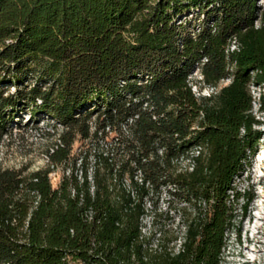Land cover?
<instances>
[{"label":"trees","instance_id":"obj_1","mask_svg":"<svg viewBox=\"0 0 264 264\" xmlns=\"http://www.w3.org/2000/svg\"><path fill=\"white\" fill-rule=\"evenodd\" d=\"M258 1L0 0V142L19 107L63 125L46 166L0 165V264L221 263L234 181L261 137ZM197 83L212 92L197 95ZM79 135L88 149L72 161ZM162 185L191 212L181 236L155 242L145 199Z\"/></svg>","mask_w":264,"mask_h":264},{"label":"rangeland","instance_id":"obj_2","mask_svg":"<svg viewBox=\"0 0 264 264\" xmlns=\"http://www.w3.org/2000/svg\"><path fill=\"white\" fill-rule=\"evenodd\" d=\"M262 6L260 15L254 20L259 26L264 22V0H259ZM189 18H192L189 15ZM199 21H197V25ZM197 27V26H196ZM238 48V42L230 43V50ZM192 79L197 80L200 70L195 68ZM255 73H251L250 90L253 98L251 113L257 120L255 129L260 130L261 137L256 150L249 157V163L243 173L235 178L234 186L241 193L235 201L236 226L228 232L227 246L224 249L220 264H264V84L254 81ZM230 82V77L220 81V85ZM7 93H16L17 86L10 84L4 86ZM197 95H208L213 87L202 86L199 83L192 85ZM97 115L91 114V119ZM28 107H19L14 118L8 117L9 121L3 132L0 142V165L3 167L20 168L26 166L27 170H34L47 165L49 150L56 142L63 125L55 118L44 116L31 118ZM88 139L77 136L72 144L71 160L85 154L88 149ZM70 160V161H71ZM72 163V162H71ZM67 164V171L74 169L80 173L79 162ZM73 165V166H72ZM65 166L60 165L51 173L54 186L60 182L65 171ZM148 208L147 216L144 217V232L155 233L157 238L164 241L183 234V223L191 212V205L182 197V193L173 185H162L151 190L145 199ZM75 264V263H73Z\"/></svg>","mask_w":264,"mask_h":264}]
</instances>
